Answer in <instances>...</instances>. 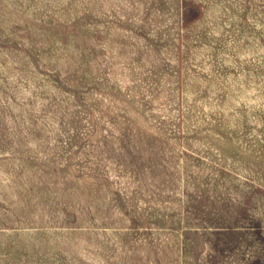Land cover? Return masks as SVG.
Segmentation results:
<instances>
[{"label":"rangeland","instance_id":"1","mask_svg":"<svg viewBox=\"0 0 264 264\" xmlns=\"http://www.w3.org/2000/svg\"><path fill=\"white\" fill-rule=\"evenodd\" d=\"M0 264H264V0H0Z\"/></svg>","mask_w":264,"mask_h":264}]
</instances>
